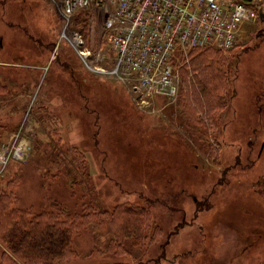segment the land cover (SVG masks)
<instances>
[{
    "label": "rangeland",
    "instance_id": "obj_1",
    "mask_svg": "<svg viewBox=\"0 0 264 264\" xmlns=\"http://www.w3.org/2000/svg\"><path fill=\"white\" fill-rule=\"evenodd\" d=\"M93 21L90 41L101 45L103 21ZM63 34L48 0H0V83L10 88L0 96V140L20 135L25 148L0 187L18 197L14 208L34 214L53 202L72 213L144 205L163 233L133 260L111 247L107 225L92 222L61 264H263L264 2L230 50L226 105L204 125L181 85L177 100L142 109L114 76L82 68L92 79L76 92L96 111L80 110L63 51L81 66Z\"/></svg>",
    "mask_w": 264,
    "mask_h": 264
},
{
    "label": "built area",
    "instance_id": "obj_2",
    "mask_svg": "<svg viewBox=\"0 0 264 264\" xmlns=\"http://www.w3.org/2000/svg\"><path fill=\"white\" fill-rule=\"evenodd\" d=\"M64 20L65 39L88 70L114 76L142 109L158 98L177 100L179 56L192 50H231L242 26L256 16L264 0H48ZM89 12L103 21L108 43L87 47L83 35L70 30L73 17ZM94 22V21H93ZM95 23V22H94ZM113 51L114 58L108 57ZM114 60L113 68L103 66ZM188 61V60H187ZM23 138L0 140V178L11 160L25 152Z\"/></svg>",
    "mask_w": 264,
    "mask_h": 264
},
{
    "label": "trees",
    "instance_id": "obj_3",
    "mask_svg": "<svg viewBox=\"0 0 264 264\" xmlns=\"http://www.w3.org/2000/svg\"><path fill=\"white\" fill-rule=\"evenodd\" d=\"M89 19V12H81L76 14L70 23V30L80 32L87 47L91 46ZM63 43L81 66L75 68L72 59L70 62L66 61L69 58L63 51V57L66 59L63 67L77 86L72 89L76 102L80 104L81 98L80 110L87 113L94 112L96 110L92 108L88 98L83 95L78 97L76 92L78 88L82 93V84L92 79L83 77L80 74V68L91 76L97 75L109 81L112 79L88 70L75 49L66 40ZM101 45L107 48L108 43L105 37H102ZM231 51L192 50L188 59L183 56L176 59L180 72L179 95L182 91L186 100L188 98L189 113L197 108L196 119L197 114H202V117L198 118L202 125L205 120H212L213 114L226 105L225 97L229 92L228 75L232 65L230 58L233 57ZM107 55L110 59L114 58L113 51L109 50ZM186 60H188L187 64ZM113 65L114 60H107L103 63L107 69L113 68ZM180 85L182 86L181 91ZM9 92V85L0 83V96L9 94ZM18 200L12 190L8 191L0 187V247L2 248L0 264H61L68 261L75 255L74 235L88 229L92 222L97 226L107 225L112 235L111 247L119 254L133 260L137 257L136 253L147 251L148 247L155 244L163 233L159 227L154 225L152 213L144 205L117 204L111 211L98 210L90 205L82 213H72L62 203L53 202L49 212L34 214L31 210L14 208ZM143 261L144 259L138 264H143Z\"/></svg>",
    "mask_w": 264,
    "mask_h": 264
},
{
    "label": "bare ground",
    "instance_id": "obj_4",
    "mask_svg": "<svg viewBox=\"0 0 264 264\" xmlns=\"http://www.w3.org/2000/svg\"><path fill=\"white\" fill-rule=\"evenodd\" d=\"M71 134V133H70Z\"/></svg>",
    "mask_w": 264,
    "mask_h": 264
}]
</instances>
